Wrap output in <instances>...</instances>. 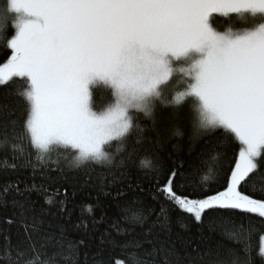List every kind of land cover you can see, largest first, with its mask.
Masks as SVG:
<instances>
[{
  "label": "snow or ice",
  "instance_id": "snow-or-ice-1",
  "mask_svg": "<svg viewBox=\"0 0 264 264\" xmlns=\"http://www.w3.org/2000/svg\"><path fill=\"white\" fill-rule=\"evenodd\" d=\"M2 4L0 264H264V0ZM165 113L186 120L187 168L160 155ZM224 159L221 190L197 193ZM205 226L233 247L202 252Z\"/></svg>",
  "mask_w": 264,
  "mask_h": 264
},
{
  "label": "trees",
  "instance_id": "trees-1",
  "mask_svg": "<svg viewBox=\"0 0 264 264\" xmlns=\"http://www.w3.org/2000/svg\"><path fill=\"white\" fill-rule=\"evenodd\" d=\"M2 13H3V4H2V0H0V15H2ZM216 26L222 29L227 28V26L236 27L234 21L226 23L225 19L222 17L218 19ZM6 52H10V50L5 49L2 43V38H0V63L6 61ZM95 100L96 97L94 95V102ZM99 103L103 104L104 101L101 99ZM176 127H180L182 130L187 131L186 120L183 118L170 120L167 117L166 113L161 116L158 125V130H159L160 138L163 140L164 143H163V148L160 149V155L169 164H171L173 160H176L178 163L180 161H183L185 167L187 168L189 163L194 160L196 153L194 152L192 157H189L187 137L185 136L181 138L172 134L173 130ZM145 149L152 150L153 146L146 144ZM196 151H199V145H197ZM210 156L211 153L209 154V157L206 158L208 161L206 166H201L199 164V161H195L197 166L202 167L201 175L205 174L208 168L212 167L214 164V162L210 159ZM229 157H231V152L229 153ZM220 163H221L220 171L216 176V178L214 180H210L209 182H207L204 185L203 189L197 188L196 189L197 193L214 194L216 191L221 190V187L225 182L226 170L228 168V160L224 159ZM10 178L14 179L15 177H10ZM196 179H199V177H196ZM2 180L3 177H0V181ZM262 183H264V181H261L260 178H257V181L255 182L256 190L260 189ZM143 184L145 189L144 192L142 193L138 192L137 194L141 196L146 203L155 204V201L152 200V194L154 193L155 189L153 187H150L147 181H143ZM249 189L252 190V185L249 186ZM180 191H184V189L181 188ZM188 191L191 192L192 188H188ZM96 196H97V191L94 188L84 187L82 190L77 191L75 202L77 205H80L81 203L85 205L94 204ZM100 201H101V205L95 208V213H94L97 218H99V216L101 215L104 203L107 202L106 198L103 195L100 196ZM69 207H71V205H69ZM80 214H81L80 208L77 207L74 211L73 219L75 220L77 217L80 216ZM178 214H179L178 211L172 213V217L174 221V230L180 232V234L183 236H190L193 241V246H195L196 243L201 239V229L196 223L190 224L187 231L181 229L179 224L175 223ZM106 227L107 225L104 224L100 225L99 231L103 232ZM202 232L204 237V244L201 245V251L204 253H207L209 246L211 247L213 256L216 254L218 246H222L220 247L221 254L224 253L225 249L233 247L231 241H229L226 236L222 235L221 229H217V231L215 232H209L207 226H205ZM98 236L99 233H97V241H96L97 243L99 242ZM94 252H95V248L92 249V253ZM90 258H91V254H90Z\"/></svg>",
  "mask_w": 264,
  "mask_h": 264
},
{
  "label": "rangeland",
  "instance_id": "rangeland-1",
  "mask_svg": "<svg viewBox=\"0 0 264 264\" xmlns=\"http://www.w3.org/2000/svg\"><path fill=\"white\" fill-rule=\"evenodd\" d=\"M237 22H239V23H237ZM240 23H241L240 21H234L235 26L239 25ZM227 27H233V28H235L234 26H227Z\"/></svg>",
  "mask_w": 264,
  "mask_h": 264
}]
</instances>
